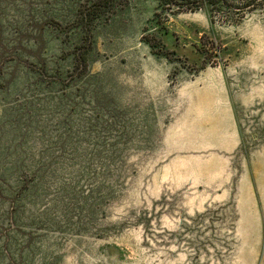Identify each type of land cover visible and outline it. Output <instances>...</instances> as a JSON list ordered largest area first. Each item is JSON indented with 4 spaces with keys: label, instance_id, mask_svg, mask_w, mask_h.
<instances>
[{
    "label": "rangeland",
    "instance_id": "obj_1",
    "mask_svg": "<svg viewBox=\"0 0 264 264\" xmlns=\"http://www.w3.org/2000/svg\"><path fill=\"white\" fill-rule=\"evenodd\" d=\"M91 4L0 0V264H264V6L114 0L76 70ZM208 89L234 155L194 143Z\"/></svg>",
    "mask_w": 264,
    "mask_h": 264
},
{
    "label": "crops",
    "instance_id": "obj_2",
    "mask_svg": "<svg viewBox=\"0 0 264 264\" xmlns=\"http://www.w3.org/2000/svg\"><path fill=\"white\" fill-rule=\"evenodd\" d=\"M202 100L196 99L197 97ZM192 107L203 108L191 124H201L199 138L194 143L200 149L216 150L225 156L234 155L241 145V135L231 95L225 89L199 90L191 95ZM175 124H182L176 122Z\"/></svg>",
    "mask_w": 264,
    "mask_h": 264
},
{
    "label": "trees",
    "instance_id": "obj_3",
    "mask_svg": "<svg viewBox=\"0 0 264 264\" xmlns=\"http://www.w3.org/2000/svg\"><path fill=\"white\" fill-rule=\"evenodd\" d=\"M92 4L87 13H83V28H84V42L89 46H84L80 48L84 51L78 55L74 56L76 63V70L83 67V70L88 68V58L87 55L90 53L92 47V30L90 28L91 21L94 18L99 17L100 10L106 8L108 9L114 0H90ZM116 1V0H115ZM164 3V6H168L170 9H176L178 11H198L200 9L206 8L212 18L216 13L224 14L225 17H230L232 15H238L239 17L246 14L247 12H253L260 7L264 6V0H160ZM103 11V10H102Z\"/></svg>",
    "mask_w": 264,
    "mask_h": 264
}]
</instances>
